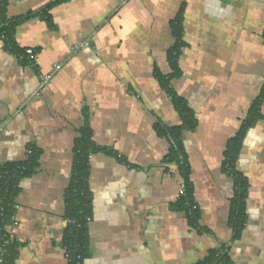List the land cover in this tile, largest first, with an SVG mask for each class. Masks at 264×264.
I'll use <instances>...</instances> for the list:
<instances>
[{
    "label": "crops",
    "instance_id": "crops-1",
    "mask_svg": "<svg viewBox=\"0 0 264 264\" xmlns=\"http://www.w3.org/2000/svg\"><path fill=\"white\" fill-rule=\"evenodd\" d=\"M4 1L9 19L49 2ZM181 8L183 75L172 86L199 122L183 143L204 232L177 209L178 165L166 160L169 142L155 128L157 118L182 122L154 76L156 66L172 72L171 25ZM52 16V27L39 17L17 27L18 46L35 51L30 63L0 40V166L41 152L15 198V264H68L65 196L87 121L109 152L91 156L85 264H195L221 243L231 245L234 264H264V120L248 131L237 161L250 183L237 240L229 224L234 179L223 170L228 142L264 85V0H71ZM57 65L37 97L41 75Z\"/></svg>",
    "mask_w": 264,
    "mask_h": 264
},
{
    "label": "trees",
    "instance_id": "trees-1",
    "mask_svg": "<svg viewBox=\"0 0 264 264\" xmlns=\"http://www.w3.org/2000/svg\"><path fill=\"white\" fill-rule=\"evenodd\" d=\"M71 0H49L37 12L31 11L12 19L6 16V1H0V40L3 41L6 50L18 56L22 63H30L25 56V50L20 48L16 40L17 27L24 21L34 17H39L50 27L53 26L52 11L56 7ZM181 8L178 16L172 21L173 36L175 41L168 51V62L172 72L164 74L159 67H155L154 76L158 80L161 88L171 98L176 111L179 113L182 122L176 126L166 125L160 118H157L155 128L157 133L168 140L169 152L166 160L178 165L181 179L185 182V194L179 196L176 206L180 211H184L189 219L190 225L199 232H204L201 225V211L194 197V186L191 178V165L188 154L183 143V134L186 131H194L198 127V119L195 111L189 106L188 101L180 96L172 86V80L180 78L183 71L180 67V57L186 46L184 40V15ZM23 56L24 58H22ZM264 104V85L260 95L254 101L247 118L242 123L237 134L228 142L225 151V162L223 170L234 179V195L231 199V212L229 224L233 229V240L241 237L246 226L247 199L249 196V179L237 168V161L241 154L243 143L248 131L260 120H264L262 105ZM104 151L106 148L99 147L93 140V130L89 121L81 129L80 136L75 143V160L73 174L69 187L66 190V219L67 225L63 240V247L66 252L68 264H85L89 256L90 234L88 218H93V194L90 188L89 176L91 169V156ZM109 152V151H108ZM107 152V153H108ZM41 155L40 150L31 149L28 161L11 163L0 166V172H10L11 177L4 184L6 206L4 216L0 217V228L4 230L6 225L14 222L16 213L15 198L19 193V183L26 176L32 175L39 165L38 160ZM118 157V154H116ZM119 158V157H118ZM120 159V158H119ZM121 160V159H120ZM24 169V170H22ZM16 238L11 240L5 252V264H15L16 260ZM231 245L221 243L216 248L210 250L209 254L195 264H234L230 255Z\"/></svg>",
    "mask_w": 264,
    "mask_h": 264
},
{
    "label": "built area",
    "instance_id": "built-area-1",
    "mask_svg": "<svg viewBox=\"0 0 264 264\" xmlns=\"http://www.w3.org/2000/svg\"><path fill=\"white\" fill-rule=\"evenodd\" d=\"M25 56L29 61H33L35 58V51L33 48H27L25 50ZM24 58L23 56H21ZM62 68L61 65H57L52 71L42 74L40 77V83L39 86L35 92V95L37 97L41 96L42 93L45 91V89L51 84L54 76L57 74V72ZM24 170V169H22ZM11 177L10 172H0V217L4 216V212L6 209V206L4 204L5 199V188L4 184L8 182V179ZM186 190L185 182L181 179L179 184V196L184 195ZM91 218H88V221L91 222ZM14 223L10 225H6L4 230H1L0 228V264H5V252L6 247L8 243L11 240H14L15 234L13 232Z\"/></svg>",
    "mask_w": 264,
    "mask_h": 264
}]
</instances>
